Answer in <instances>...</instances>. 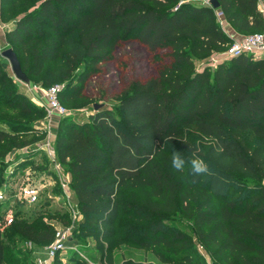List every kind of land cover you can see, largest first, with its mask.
I'll return each instance as SVG.
<instances>
[{
	"label": "trees",
	"instance_id": "obj_1",
	"mask_svg": "<svg viewBox=\"0 0 264 264\" xmlns=\"http://www.w3.org/2000/svg\"><path fill=\"white\" fill-rule=\"evenodd\" d=\"M36 1L32 10L14 17L4 35L28 78L40 77L45 87L63 85L59 99H80L83 78L71 84L74 69L87 62L89 72L96 71L122 41L136 40L157 63L152 76L134 81L118 101L124 129L107 107L96 108L82 122L63 118L56 128V158L70 175L77 207L94 237L115 234L120 189L147 188L143 207L159 214L178 206L190 220L196 240L219 261L264 264V56L241 53L212 69H199L194 63V57L232 42L216 10L241 34L264 31L261 0H217L218 8L204 0ZM18 3L6 2L15 9ZM26 105L25 100L23 111L29 112ZM188 127L213 142L195 149L183 137ZM241 133L260 141L248 147L238 137ZM16 138L0 129V142ZM164 145L201 155L212 175L190 182L184 172L172 168ZM19 203L15 202L18 207ZM2 208L0 203V213ZM152 226L151 234L137 242L139 247L151 249L164 263L202 264L193 254L188 233L165 230L160 220ZM5 228L0 229V264L12 262L27 239L46 243L53 239L47 224H18L7 237L18 245H7ZM64 264L88 263L73 258Z\"/></svg>",
	"mask_w": 264,
	"mask_h": 264
},
{
	"label": "rangeland",
	"instance_id": "obj_2",
	"mask_svg": "<svg viewBox=\"0 0 264 264\" xmlns=\"http://www.w3.org/2000/svg\"><path fill=\"white\" fill-rule=\"evenodd\" d=\"M6 2L0 0V31L4 33L6 27L12 24L14 17L32 10L38 3L36 0H19L15 9L13 6H8ZM204 2L208 3L207 0ZM3 11L6 15L2 14ZM244 34L248 33L235 34L234 39ZM234 39L232 38V41ZM231 43L229 42L220 51L194 57L196 68L209 66L212 69L217 62L225 59L226 50ZM11 46L5 36H0V52ZM50 65L54 63L48 64ZM156 65L153 55L142 44L134 39L122 41L117 46L113 57L100 63L96 71L89 72L87 62L77 65L71 84L75 83L79 77L83 78L82 97L70 102L59 99L66 112L61 116L50 118L42 96V89L45 86L41 84L40 77L29 78V83L25 84L14 76L7 59L0 53V129L17 135L16 139H4L0 142V186L6 182L8 186L17 189L23 183L37 180L43 174L50 177L51 164L41 148L46 135L44 126L48 120L51 121L50 132L54 138L60 120L70 117L82 122L90 112L95 110L93 104L97 103L99 107L112 109L116 124L124 129L122 112L117 106L118 101L132 89L134 81H144L152 76ZM25 100L26 106L30 108L29 112L23 111ZM183 137L197 150H203L213 142L211 137L192 127L183 129ZM238 137L251 148L260 141L249 133H241ZM174 150L180 151L185 159H190L192 156V153L176 146L164 145V151L167 154L172 155ZM62 167L63 171L67 172L65 166L62 165ZM183 172L185 177L193 183L201 181L203 177L190 175L187 167ZM67 174L69 177L67 188L71 194L69 200H66L59 180L55 177L53 183L50 182L42 188L35 203L20 202L19 207L14 205L15 222L3 231L5 244L18 245L16 240L7 241L8 232L14 230L18 224L24 226L42 223L49 226L53 238L56 230L66 232L63 248L57 250L49 264H64L73 258L88 264H100L108 258H111L112 264L129 262L174 264L161 262L151 249L137 245L138 241L145 240L151 234L152 222L160 220L165 230H183L192 237L193 254L201 258L202 264H225L213 255L211 249L203 248L199 244L190 220L182 215L178 206L174 211H163L159 214L150 213L148 208H144L142 204L148 199L147 188L120 189L118 195L121 207L115 219V234L105 239H96L93 235L94 229L88 226L82 212L75 206L77 204L70 187V175L68 172ZM47 198L48 201H46ZM2 204L3 210L4 203ZM148 215L150 217L147 218ZM49 243L33 242L27 239L21 243L22 252L17 254L12 262L5 261L4 264H37V258L42 256L43 249ZM8 257L7 254L6 259Z\"/></svg>",
	"mask_w": 264,
	"mask_h": 264
},
{
	"label": "built area",
	"instance_id": "obj_3",
	"mask_svg": "<svg viewBox=\"0 0 264 264\" xmlns=\"http://www.w3.org/2000/svg\"><path fill=\"white\" fill-rule=\"evenodd\" d=\"M258 7L261 12H264V3H259ZM216 15L220 24L223 25L225 21L222 17V12L216 10ZM241 53H248L257 57L264 56V31L244 34L239 38L234 39L226 50L225 59ZM62 86V84L54 83L42 89V96L44 98L48 117L50 118L53 116H61L66 112L64 105L59 101V92L61 91ZM51 126V121L48 120L44 126L46 135L41 143V148L51 164L50 168L52 169V173L49 174L50 177H48L47 174H43L37 180H29L27 183L25 182L18 186L17 189L13 186H11L13 187L11 188L7 184L0 186V203H4L5 205L0 213V229L7 227L13 222V207L15 202H36L42 188L50 182L53 183L55 177L59 180V184L64 192L66 200L70 199L71 194L67 188L69 177L67 172L63 171L61 163L56 158L53 146V136L50 132ZM65 239L66 232L63 230H56L54 238L43 249V254L37 258L36 263L49 264L57 250L63 248Z\"/></svg>",
	"mask_w": 264,
	"mask_h": 264
},
{
	"label": "clouds",
	"instance_id": "obj_4",
	"mask_svg": "<svg viewBox=\"0 0 264 264\" xmlns=\"http://www.w3.org/2000/svg\"><path fill=\"white\" fill-rule=\"evenodd\" d=\"M218 151H222V148H218ZM171 166L176 171L183 172L187 167L190 175L192 176H203L212 175L209 164L201 158L196 152L192 153L190 159H185L180 151H173L171 157Z\"/></svg>",
	"mask_w": 264,
	"mask_h": 264
},
{
	"label": "water",
	"instance_id": "obj_5",
	"mask_svg": "<svg viewBox=\"0 0 264 264\" xmlns=\"http://www.w3.org/2000/svg\"><path fill=\"white\" fill-rule=\"evenodd\" d=\"M208 3L211 5L212 8H218L219 3L217 0H208ZM1 55L7 59L11 71L14 74V76L21 80L22 82H24L25 84L29 83V78L27 76V74L23 71L21 64L19 62V59L16 55V53L14 52V50L11 47H7L3 50H1ZM99 107V104L94 103L93 104V108L96 109Z\"/></svg>",
	"mask_w": 264,
	"mask_h": 264
},
{
	"label": "crops",
	"instance_id": "obj_6",
	"mask_svg": "<svg viewBox=\"0 0 264 264\" xmlns=\"http://www.w3.org/2000/svg\"><path fill=\"white\" fill-rule=\"evenodd\" d=\"M260 3H264V0H261L260 1ZM223 29H224V31H225V33L227 34V35H229L231 38H235V34L237 35L239 32H237L232 26H231V24H229V23H227V22H224L223 23ZM0 36H5L4 35V31H0Z\"/></svg>",
	"mask_w": 264,
	"mask_h": 264
}]
</instances>
